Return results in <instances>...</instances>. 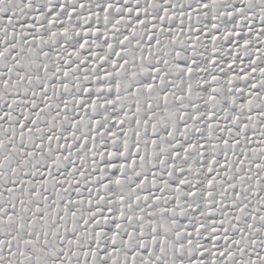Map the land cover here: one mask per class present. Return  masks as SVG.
<instances>
[{"label":"snow or ice","instance_id":"1","mask_svg":"<svg viewBox=\"0 0 264 264\" xmlns=\"http://www.w3.org/2000/svg\"><path fill=\"white\" fill-rule=\"evenodd\" d=\"M0 264H264V0H0Z\"/></svg>","mask_w":264,"mask_h":264}]
</instances>
